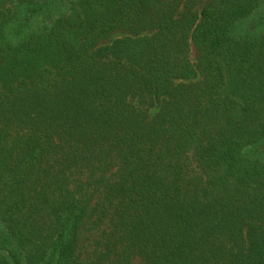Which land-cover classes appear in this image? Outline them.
<instances>
[{"label":"trees","instance_id":"obj_1","mask_svg":"<svg viewBox=\"0 0 264 264\" xmlns=\"http://www.w3.org/2000/svg\"><path fill=\"white\" fill-rule=\"evenodd\" d=\"M0 225V264H264V0H0Z\"/></svg>","mask_w":264,"mask_h":264},{"label":"rangeland","instance_id":"obj_2","mask_svg":"<svg viewBox=\"0 0 264 264\" xmlns=\"http://www.w3.org/2000/svg\"><path fill=\"white\" fill-rule=\"evenodd\" d=\"M202 5H198L197 8L200 9ZM125 38H132V35L129 34L128 32L116 31L113 34H111L110 38L104 41L102 44L107 45V44H110L113 40L125 39ZM196 57H197L196 51L190 45L188 49V57H187L189 58L190 64L195 65L196 60H197ZM2 226L3 225H0V233L8 234V229L3 228ZM11 241H12V243L10 244L11 249L12 250L14 249L15 252H20V243L15 241L14 239H12ZM0 256H2L1 253H0ZM39 264H42L41 261L39 262Z\"/></svg>","mask_w":264,"mask_h":264}]
</instances>
